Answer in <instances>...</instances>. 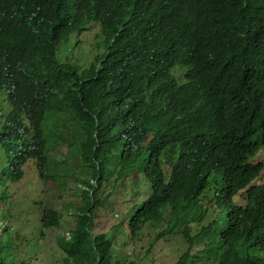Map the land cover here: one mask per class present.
Instances as JSON below:
<instances>
[{
	"label": "trees",
	"instance_id": "1",
	"mask_svg": "<svg viewBox=\"0 0 264 264\" xmlns=\"http://www.w3.org/2000/svg\"><path fill=\"white\" fill-rule=\"evenodd\" d=\"M150 1L0 0V93L8 105L0 141L9 144L0 167V203L6 185L23 180L27 162L43 183L63 191L52 173L59 176L65 164L48 156L59 144L87 162L94 134L150 135L164 149L168 169L159 170L158 200L175 212V224L153 243L175 237L185 243L175 264H264V178L255 184L263 165L250 162L264 149V0H229L235 17L227 23L210 12L183 11L185 0H172L183 12L166 18L194 39L163 57L156 48L164 23L126 20L120 7ZM92 26L99 34L91 62L59 61L58 47ZM170 63L189 66L184 83L167 74ZM84 194L79 207L65 211L50 202L35 205L39 244L70 218L73 225L54 240L61 264H136L118 253L114 235L93 234L96 203ZM235 195L245 196V204H232ZM150 221L159 225L150 219L129 225L131 240ZM205 221L192 235L190 225ZM7 231L1 225L0 237Z\"/></svg>",
	"mask_w": 264,
	"mask_h": 264
},
{
	"label": "rangeland",
	"instance_id": "2",
	"mask_svg": "<svg viewBox=\"0 0 264 264\" xmlns=\"http://www.w3.org/2000/svg\"><path fill=\"white\" fill-rule=\"evenodd\" d=\"M98 34L99 27L92 26L88 34L75 39L80 40L81 46L73 42L68 44L67 51L72 63L85 66L89 62V59L95 54ZM171 45L175 48L173 44ZM64 48V44L58 48L57 58L59 61L64 57ZM157 52H161V49H158ZM179 68L182 69V67L176 66L172 70V75L179 84H182L184 83L183 71L180 75L175 74ZM7 108L5 95L3 97L0 95V131L1 116ZM8 152V140L0 141V167L5 163ZM48 156L56 162L67 159L68 163L71 164L70 170L73 175L69 174L62 178L64 180V189L63 191H56L51 184H43L38 178L35 167L30 162H27L23 167V180L19 183H8L6 185L8 194L5 202L0 203V226H8V231L0 237V243H4L2 260L5 264L9 262L13 264H61L60 259L62 256L58 252L54 240L59 233H67L68 229L66 227L72 226L74 222L70 218H66L62 229L51 227L50 231L45 232V239L42 242L45 244L42 247L37 241L40 224L39 221L37 222L39 212L35 211V208H38L35 205L39 202L42 204L50 202L55 210L64 208V211L71 206H74V208L79 207L82 204V196L79 190L80 184L77 179L79 163L73 155L68 153V148L63 143L59 144L57 149H50ZM258 161L264 164L263 151L251 159L254 164L258 163ZM109 169L114 170V178H117L119 166H115L113 162H110ZM129 174L130 172L127 170L126 176L116 183L117 191L119 192L118 196H121L120 199H116L113 195L107 207L102 206L97 209L92 231L94 235L107 233L112 226L117 227L118 233L123 227L127 228L130 209L132 207L138 209L141 202L147 199L149 187L145 177L136 171L135 174L139 175L138 178L128 180ZM57 179L59 180V178ZM256 183L261 184L262 180L259 179ZM109 187V184L105 185L104 194L109 192ZM2 189V186H0V191ZM242 196L240 195L236 198L238 204H243L244 197ZM103 208H106V210ZM167 228L169 227L166 221L158 226L147 224L141 231V235L135 240H131L130 236L117 238V251L119 254L126 255L129 259L134 260L136 264H174L186 248V245L177 237L170 240L160 239L153 243L158 232ZM197 229L199 227H192V230ZM151 245L152 247L150 248Z\"/></svg>",
	"mask_w": 264,
	"mask_h": 264
},
{
	"label": "clouds",
	"instance_id": "3",
	"mask_svg": "<svg viewBox=\"0 0 264 264\" xmlns=\"http://www.w3.org/2000/svg\"><path fill=\"white\" fill-rule=\"evenodd\" d=\"M120 7H122V10L127 16L126 20L130 18L135 21H138L145 17H150L155 23H164L165 29L167 31L162 29L163 30L162 40L159 41L160 47L157 46L156 48V51L158 49H161V52L158 53H160L162 57L163 55L170 54L174 50H185L193 42L194 38H190L184 33L180 32L177 28L174 27L172 22L166 18V13L170 11H181L178 7H176V5L172 0H151L145 7H141V8L130 7V10H125L123 6ZM182 7L184 8L183 11L192 8L197 11L210 12L220 17L225 23L229 22L232 18L235 17V14L231 8L229 0H185L182 3ZM157 25H159V27L161 28V24H157ZM90 31L83 32L81 35L75 36L71 42H73L74 44H80V40H75V39L80 38L85 34H88ZM156 44H158V42ZM171 44H173L175 48ZM64 46L65 48L63 50L64 53L63 58L70 57L67 51L68 45H64ZM93 56L89 59V62L86 65H88L91 62ZM167 65H168L167 74H169V72L171 74V71L176 66H180L182 67V69H186L189 67L185 64L170 63ZM139 66L143 67L144 69L148 68L144 65H136L135 68ZM182 69L179 68L176 70L178 71L177 75H180L182 73L183 71ZM142 79L145 78L143 77ZM173 80L176 81L175 78H173ZM0 95L2 94L0 93ZM97 134H99V137L97 138L96 134H94L92 142L90 144V146H93L92 152L89 153L87 150V162H83L79 156L76 157L73 154V156L77 159L79 163V167L77 170V176H78L77 179L79 180V184H80L79 190L82 196L81 203H83L85 191L88 192L89 196L92 197V199L96 203L95 213L98 208L102 206L107 207V204L110 202V199L113 195L116 197V199H120L121 196H118L119 192L117 191L116 183L118 180H121L126 176L127 170H129L130 172L128 180L137 179L139 176L138 174H135V172L137 171L139 174L145 177L149 187V194L147 199L141 202L138 209H134L133 207L130 209L127 228L123 227V229L118 233L117 227L112 226L107 233H103L99 235H106L108 237L114 235L115 236L114 246L116 247V239L119 237H125V238L129 237L130 236L129 225L132 226L135 223H138L142 219H150L156 221L159 220L158 221L159 224L166 221L168 227H172V225L175 224V212L173 208L169 206L166 202H159L158 199L160 193L156 189L160 168H163L166 171L168 170L164 164V156H165L164 149L158 143H156L151 138L150 135L135 137L132 133L125 131L102 132ZM66 148L68 147L66 146ZM261 151L264 152V149H260L254 157H256ZM110 162H113L115 166H119V170L117 172V178H114L113 175L114 170L109 169ZM63 163L65 164L64 165L65 171L59 172V176L57 177L55 176L54 172L52 175L56 178H59V181L62 183L64 187V180H62V178H64L69 174L72 176L73 173L70 170L71 164L68 163L67 159L63 160ZM258 163H261V161H258ZM261 164L263 165V170H262L261 178L259 179H261L263 182L264 164L263 163ZM259 179L255 181V184H257L256 182ZM47 183L52 185L50 181ZM106 184H109L110 187H109V192L107 194H104V187ZM52 186H54L55 190L58 191L55 185ZM238 196L240 195H235L232 198V204L236 206L244 205L246 197L244 196L243 204H238L236 202V198ZM211 208L212 206H210V217L208 218V221L214 214V211H212ZM104 210H106V208ZM153 210L157 211V215L153 213ZM147 223L151 225L154 224L153 221ZM205 225H207V221L199 225L197 224L190 225L191 234L196 235L201 230V227ZM193 226H197L199 227V229L192 230ZM142 230L143 228H141V231ZM141 231H140V235H141ZM122 245H124V243H122ZM185 249L183 250V252L185 251Z\"/></svg>",
	"mask_w": 264,
	"mask_h": 264
}]
</instances>
